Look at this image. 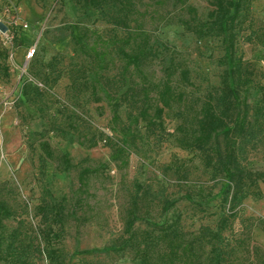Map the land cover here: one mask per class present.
Listing matches in <instances>:
<instances>
[{
	"label": "rangeland",
	"instance_id": "obj_1",
	"mask_svg": "<svg viewBox=\"0 0 264 264\" xmlns=\"http://www.w3.org/2000/svg\"><path fill=\"white\" fill-rule=\"evenodd\" d=\"M134 1L141 12L148 10L143 18L144 34L150 35L151 42H164L168 48L158 46V58L147 70L160 79L174 53L175 62L189 73L192 85L183 88L188 97H202L208 88L217 86L224 68L219 62L223 37L196 39L173 22L165 24L183 15L170 0L160 6L150 0ZM186 1L204 20L210 10L208 0ZM15 3L18 22L27 28L19 24L11 28L14 38L9 48L0 42V199L8 202L17 215L6 221L7 227L13 228L23 219L34 229L38 226L36 205L41 200H62L70 216L54 242L61 264H139L129 250L113 248V240L123 231L122 216L135 182L150 193L140 204L141 219L135 227L163 220H177L187 234L201 226L215 227L223 213L219 190L224 179L205 168L197 154L176 146L175 108L162 117V135H147L142 123L129 124L124 110L118 112L119 119L113 120L107 101L93 102L88 95L77 96L69 89L68 71L80 61L73 35L85 48L103 44L110 50L106 42L111 26L79 0ZM4 6L1 2L0 14ZM155 9L158 13H151ZM249 21L257 36L251 37L250 44L239 39V48L264 85V0L252 3ZM31 49L35 52L27 59ZM26 82L43 91L42 105H32L21 96ZM51 125L64 128L67 135L50 131ZM44 141L55 154L66 153L73 167L62 171L57 160L47 159L41 169L38 157ZM93 142L96 144L91 146ZM107 144L113 150L123 147L125 165L114 159ZM244 164L263 173V178L257 180L255 191L259 195L243 201L225 232L231 248L230 264L253 261L255 245L264 250V146L258 144L249 150ZM83 168L91 169V173L82 203L77 205L78 174ZM165 201L172 203L167 210ZM34 264L53 263L42 256Z\"/></svg>",
	"mask_w": 264,
	"mask_h": 264
},
{
	"label": "trees",
	"instance_id": "obj_2",
	"mask_svg": "<svg viewBox=\"0 0 264 264\" xmlns=\"http://www.w3.org/2000/svg\"><path fill=\"white\" fill-rule=\"evenodd\" d=\"M79 1L84 7L96 10L111 26L106 42L110 50L104 49L103 44L85 48L79 37L73 35L80 61L68 71L69 89L77 96L88 95L93 102L107 101L113 120L119 119L118 112L124 110L129 124L142 123L147 135H162L165 131L162 117L165 111L175 108L178 124L173 140L176 146L197 154L205 168L224 179L219 190L223 213L215 227L201 226L190 234L181 230L177 220L147 222L144 228L135 227L141 219L140 204L150 194L135 182V190L122 216L123 231L113 240V248L129 250L139 264H230L231 248L225 232L243 201L259 195L255 191L257 180L263 178V173L254 172L244 164L249 150L258 144L264 146V85L257 80L253 64L239 48V39L250 44L251 37L257 36L249 21L255 0H208L210 10L204 20L186 0H170L183 15L165 24L173 22L196 39L223 37L224 51L219 62L224 68L218 85L208 88L202 97H188L184 91L192 83L188 70L175 62L174 53L160 79L147 70L150 62L158 58V46L168 49L166 43L151 42L150 35L144 34L147 8L141 12L134 0ZM150 1L159 6L165 2ZM151 13L157 14L158 10ZM21 96L28 103L40 106L44 94L39 87L26 82ZM50 131L67 135L60 126L51 125ZM105 146L112 149L115 160L126 164L123 147L113 150L111 145ZM40 150L41 169L47 159L57 160L62 171L73 167L68 155L55 154L47 141L40 144ZM90 173L89 168L79 171L77 205L82 203L81 195L86 192ZM62 202L41 200L35 207L38 226L34 229L23 219L8 228L6 221L15 218L16 211L0 199V264H34L42 256L50 263L61 264L54 242L60 238L59 232L70 216ZM164 203L166 210L172 206L171 202ZM252 249L254 258L249 264H264V250L257 245Z\"/></svg>",
	"mask_w": 264,
	"mask_h": 264
},
{
	"label": "built area",
	"instance_id": "obj_3",
	"mask_svg": "<svg viewBox=\"0 0 264 264\" xmlns=\"http://www.w3.org/2000/svg\"><path fill=\"white\" fill-rule=\"evenodd\" d=\"M1 2L4 3L5 6L2 14H0V42L3 46L9 48L14 38L11 28L17 24L23 28H27V25L18 22L15 0H0V3ZM2 28H4V30ZM34 52V49L28 51L26 58L29 59L33 57Z\"/></svg>",
	"mask_w": 264,
	"mask_h": 264
},
{
	"label": "water",
	"instance_id": "obj_4",
	"mask_svg": "<svg viewBox=\"0 0 264 264\" xmlns=\"http://www.w3.org/2000/svg\"><path fill=\"white\" fill-rule=\"evenodd\" d=\"M4 30V28H2Z\"/></svg>",
	"mask_w": 264,
	"mask_h": 264
}]
</instances>
